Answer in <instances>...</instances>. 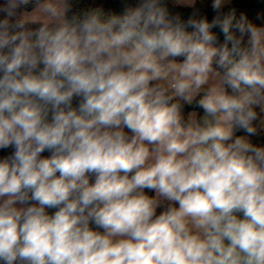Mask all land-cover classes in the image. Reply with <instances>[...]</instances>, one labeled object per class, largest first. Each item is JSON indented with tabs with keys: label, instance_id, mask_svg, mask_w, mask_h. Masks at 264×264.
Listing matches in <instances>:
<instances>
[{
	"label": "clouds",
	"instance_id": "clouds-1",
	"mask_svg": "<svg viewBox=\"0 0 264 264\" xmlns=\"http://www.w3.org/2000/svg\"><path fill=\"white\" fill-rule=\"evenodd\" d=\"M122 3L0 0V264H264V25Z\"/></svg>",
	"mask_w": 264,
	"mask_h": 264
},
{
	"label": "trees",
	"instance_id": "trees-1",
	"mask_svg": "<svg viewBox=\"0 0 264 264\" xmlns=\"http://www.w3.org/2000/svg\"><path fill=\"white\" fill-rule=\"evenodd\" d=\"M73 2V13L82 14L83 12L89 9L101 8L106 12L119 14L123 11V3L122 0H72ZM168 4V7L171 11L181 12L183 17L186 19L190 13V9L186 8H173L171 4V0H165ZM210 0H204L203 6L198 3L197 7H201L202 11H207V4ZM229 8L235 9L236 17L239 18L241 15L247 17L250 22L255 24L264 25V0H232ZM29 10H31L29 8ZM72 13H70L71 15ZM209 18H211L212 13L208 12ZM222 39V37H221ZM187 111V109H186ZM254 143L264 144V134L260 137L252 138ZM10 151V150H9ZM7 152L0 151V156L6 155ZM45 153L44 155H47Z\"/></svg>",
	"mask_w": 264,
	"mask_h": 264
}]
</instances>
